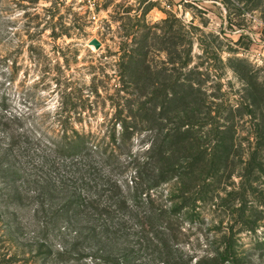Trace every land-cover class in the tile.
Instances as JSON below:
<instances>
[{
  "label": "rangeland",
  "instance_id": "374dc122",
  "mask_svg": "<svg viewBox=\"0 0 264 264\" xmlns=\"http://www.w3.org/2000/svg\"><path fill=\"white\" fill-rule=\"evenodd\" d=\"M63 129L79 137L60 149ZM256 137L264 0H0V264H92L85 215L97 207L102 220L106 196L132 195L133 160L148 149L174 154L179 176L118 221L129 264H216L230 232L238 264H264V146L260 168L244 171ZM198 152L195 170L221 160L210 202L188 209L173 182Z\"/></svg>",
  "mask_w": 264,
  "mask_h": 264
},
{
  "label": "trees",
  "instance_id": "16d2710c",
  "mask_svg": "<svg viewBox=\"0 0 264 264\" xmlns=\"http://www.w3.org/2000/svg\"><path fill=\"white\" fill-rule=\"evenodd\" d=\"M59 111L63 112L64 108L60 107ZM248 112H250L248 110ZM124 132H127L126 125H123ZM63 132V138L64 137H79V135L73 131L72 136H67ZM68 138H64V142H62V146L60 149H63L64 147H67L68 142L65 140ZM256 147L252 151V153L249 155L248 159L244 163V171H245V177L247 178L250 174H254L255 168H260L259 163H257L258 158V152L260 148L264 146V138L262 137H256ZM172 144H177L182 146L185 144L184 140H175ZM190 148H193L192 144L189 143L187 145ZM77 146H75L76 148ZM69 148H72L71 146ZM147 151H145L144 155L142 153L141 159H134L133 160V175L131 176L129 183L130 187L127 188V192H131L132 195H128L129 197H126L125 195H121V193H118V195H108L106 196L105 202L102 204L103 211L107 214V216L99 220L97 217L93 216V214H97V207L95 211L91 214L85 215V223L86 231L85 238H89L92 240L93 246H94V252L97 257L93 258L92 264H129V257L128 253H124L123 248H119V246H122L121 243L117 244V239L119 238V227L121 226L118 221L126 218L125 211L132 212V210H135L136 207H138V203H150L152 202V199L150 198L148 191L153 186H157L159 184L167 183L171 178H175L178 175H175V172L177 171V167H175V163L169 162V160H176L174 159V154L170 153H164L162 151H156L154 155L147 156ZM152 153L154 152V147L151 150ZM202 153V152H201ZM200 152L196 153L195 155H191L182 159H179L181 164L184 165L183 170L184 173L182 177L178 178L177 181L175 180L173 183L178 184L180 183V186L178 187V193H180L179 199L182 201L180 202L182 204V207L184 208H192L195 207V201L199 200L203 204H206V202H210L209 198L210 193L207 190V188L210 186V182L213 183L212 179L216 175V169L220 164V157L217 158L215 155L211 156L209 160V165L201 170H195V164H198L199 161L202 160V154ZM175 161V162H176ZM7 167V166H6ZM157 169V170H156ZM157 172V175L154 176L157 177V181L155 182H146L145 176L146 174H153ZM212 172V173H211ZM177 174V173H176ZM189 177L185 179L187 176ZM184 177V180H182ZM213 177V178H212ZM195 179V180H194ZM196 181V182H195ZM194 183V185L191 187V183ZM247 182H249L247 180ZM107 185V184H105ZM212 185V184H211ZM103 191L109 192L110 190L104 189ZM189 191L191 192L190 197H186L189 194ZM110 193V192H109ZM237 192L232 191L231 194H227V198H231L234 196ZM193 194V195H192ZM73 198V197H70ZM95 199H90V197H87V208L92 207V203L95 202ZM116 198V199H115ZM71 202H75L77 204V200L71 199ZM242 201V199H240ZM91 201V204L90 202ZM80 202V201H79ZM77 206V205H76ZM79 207V206H78ZM242 210V209H240ZM175 212V211H173ZM110 213L118 214L119 216L110 215ZM147 215V213H146ZM146 215L141 216V220L146 222L142 225H146L148 228L151 226L150 221H148V218ZM120 224V225H119ZM241 225L239 222L233 223V226ZM232 227H230V230ZM239 230H244V228L241 226ZM237 230V231H239ZM221 248L213 253L212 258H210L211 262H216V264H238V258L237 255L233 252L235 240L233 239V232H230L228 234H224L221 237ZM148 242L150 244H154V246L159 247L161 246L162 249L167 248V242L162 237V234H157L153 232V234L149 235ZM126 244V243H125ZM123 246H126V245ZM126 249V247H124ZM160 248V249H161ZM126 251V250H125ZM207 255L205 257H202L200 259H197L195 264H207ZM204 259H206L204 261ZM164 264V263H161Z\"/></svg>",
  "mask_w": 264,
  "mask_h": 264
},
{
  "label": "water",
  "instance_id": "95a60500",
  "mask_svg": "<svg viewBox=\"0 0 264 264\" xmlns=\"http://www.w3.org/2000/svg\"><path fill=\"white\" fill-rule=\"evenodd\" d=\"M88 45H92L95 49H99L100 43L96 39H91Z\"/></svg>",
  "mask_w": 264,
  "mask_h": 264
},
{
  "label": "built area",
  "instance_id": "2783aa9c",
  "mask_svg": "<svg viewBox=\"0 0 264 264\" xmlns=\"http://www.w3.org/2000/svg\"><path fill=\"white\" fill-rule=\"evenodd\" d=\"M76 1L82 2V3H84V2L90 3V0H76Z\"/></svg>",
  "mask_w": 264,
  "mask_h": 264
}]
</instances>
